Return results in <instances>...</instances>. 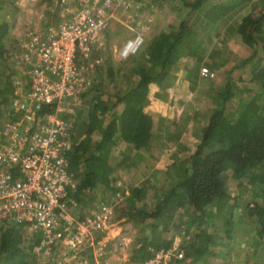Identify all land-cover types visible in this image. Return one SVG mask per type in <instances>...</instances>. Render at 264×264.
I'll return each mask as SVG.
<instances>
[{
	"label": "trees",
	"instance_id": "1",
	"mask_svg": "<svg viewBox=\"0 0 264 264\" xmlns=\"http://www.w3.org/2000/svg\"><path fill=\"white\" fill-rule=\"evenodd\" d=\"M16 1L0 0V120L11 117L13 106L14 73L3 56L11 54L13 41H19L10 38L7 23ZM179 1L181 15L174 14L168 28L145 34L138 50L123 58L116 70L110 63L107 69L100 70L101 63L93 86L82 93L74 112H67L72 120L73 143L66 151L68 170L77 180L69 193L76 208L94 207L104 197L88 205L98 188L111 190L112 194L122 189L115 188L108 168L113 146L144 147L156 160L161 151L154 153L155 142L159 149L166 147L165 133L184 130L194 145L178 144L177 149L186 153L185 165L174 162L155 167L151 173L129 169L130 179L142 181L130 186L124 203L115 208V219L140 215L155 228L144 236L140 254H134L132 260H144L159 248L170 247L174 232L183 225L177 246L183 249V256L171 255L169 264H235V259L228 256V248L236 243L244 264H264V65L255 63L258 51L264 49V10H234L241 0ZM62 4L57 0L51 21ZM206 31L209 34L204 38ZM233 34L240 35L251 52L223 68L219 47L208 48L204 41L217 43ZM202 65L213 75L201 74ZM180 69L188 81V90L195 93L193 99L198 100L200 92L213 93L214 104H196L192 111L183 107L173 117L153 105L154 95L166 98L165 89L176 81V71ZM116 77L123 82L110 87ZM243 80L259 85L244 87L240 84ZM180 102L183 104L185 99ZM192 119L199 120V124L190 125ZM178 137L173 134L172 140L178 141ZM125 158L130 160L131 155ZM229 177L234 186L227 183ZM239 185L244 186L246 197L237 189ZM147 187L155 193L152 206L139 203ZM184 201L189 207L187 219L171 222L165 229L172 235L162 236L159 227L167 224L166 210L175 212ZM85 213L77 214L83 217ZM100 237L101 233L97 238ZM38 239V233L30 231L27 222L0 217L1 264H40L35 249Z\"/></svg>",
	"mask_w": 264,
	"mask_h": 264
},
{
	"label": "built area",
	"instance_id": "2",
	"mask_svg": "<svg viewBox=\"0 0 264 264\" xmlns=\"http://www.w3.org/2000/svg\"><path fill=\"white\" fill-rule=\"evenodd\" d=\"M132 1L61 0L54 24L45 22V13L33 7L19 18L24 29L20 51L12 61L16 70L12 112L0 120V217L27 222L29 230L39 235L35 246L39 257L54 264H70L86 247L97 261L108 254L106 237L95 234L114 228L120 197L107 196L83 217L77 214L80 208L77 213L73 210L76 204L69 191L77 180L68 170L72 120L65 112L95 83L105 56L104 31L117 10L128 9ZM130 17L133 14L127 21ZM140 25L117 50L120 58L143 43L149 25ZM200 73L213 75L205 65ZM177 239L178 234L170 247H161L135 264H169L171 255L182 257Z\"/></svg>",
	"mask_w": 264,
	"mask_h": 264
},
{
	"label": "rangeland",
	"instance_id": "3",
	"mask_svg": "<svg viewBox=\"0 0 264 264\" xmlns=\"http://www.w3.org/2000/svg\"><path fill=\"white\" fill-rule=\"evenodd\" d=\"M180 1L179 0H134L132 1V5L131 7H129L128 9H122L119 8L117 10L116 13V18H113L110 20L109 25L106 27L103 37L106 43V49H105V56H104V61L102 62V64L106 65V64H116L119 65L121 60L123 58H120L118 56V52L117 50L119 49V47L123 44V42L130 36L133 35L134 33V29L137 26H141L140 24L146 22L149 26L146 28L145 34L146 35H150L151 33L159 30V29H163V28H168L167 24L170 23V20L172 19V16H174V14L177 16H180L181 12L179 11V5H180ZM57 6V0H17L16 1V5L11 9V14H13V16L8 20L7 19V23L9 25L8 29H9V36L14 37V40L16 38H20V33L23 31V26L22 23H20L19 18L21 15H29V7H33V9L35 8V10H37V12H44L46 17H45V22H50L53 12L55 10ZM63 7V5H62ZM131 14H133V17H130L131 21H127L128 16H130ZM175 18V17H173ZM6 19V18H5ZM56 18H54L51 23H55ZM207 34H209V31H206L205 33H203V37L207 38ZM13 39H11L13 41ZM14 42V43H13ZM13 48H12V53L9 55L7 54V56L9 58L14 57V54H17L18 51V47H19V43L20 41H13ZM204 44L206 46H216L217 43L213 42L212 40L208 41V39H205ZM141 46V45H140ZM223 47V46H222ZM226 47V46H225ZM222 49V48H220ZM205 50H208L207 48ZM222 51V50H221ZM193 54H197L196 50L192 51ZM223 53V51H222ZM223 55V54H222ZM203 57V56H202ZM228 63V62H227ZM103 65V67H104ZM123 70H127L126 68H123ZM181 69L177 72V79L176 81L168 88V99H162L159 100V98H155V103L153 104L154 106H156L157 108H159L158 110H160V112L162 114L165 115H169V116H177L179 115V113L181 112V110L183 109V107H186L189 111H192V109L195 107V105L200 104L201 106L207 105V104H214V97H213V93L210 94H206L205 92H200L198 93L200 98L197 99H193V94H195L192 91H189L187 88V84L188 81L186 78H184V76L181 73ZM123 81H121V79L119 78H113L109 85L110 87L112 86H116L117 84H121ZM242 86H254V82H250L248 80H243L240 83ZM185 99V102L183 104H181L180 99ZM157 100V102H156ZM101 100H99L98 102H100ZM100 104V103H99ZM102 104V103H101ZM75 110V106H72L68 111L66 110V114L67 112L69 114H71L72 112H74ZM72 116V115H71ZM195 123L199 124V120L197 119H192L190 121V125H195ZM164 129V128H163ZM173 134H178V138L179 140L176 141L172 140L173 138ZM166 139V147H162V148H158L159 147V143L155 142V144L153 145L154 147V153L155 150L156 151H161L159 154V157L156 160H152L151 158H147L145 160V162H140L139 164H137L140 160L141 154L142 152H144L143 147L137 149L136 151L132 152V165L129 166V168L131 169H138V170H145L148 173H151V171L158 166H168L174 162H177L178 165H185V160H184V156H185V151L183 150H178V144L180 142H182L183 144L188 145L191 147H194V145L190 142L191 140V136L184 132V130L178 129L177 132H171V133H165L163 136ZM177 157H174V156ZM117 170V171H116ZM115 173L114 174V180L113 183L115 184V188L119 187L121 190H117V193L119 194L118 197H120L119 199V203L121 202V199L123 198L124 200V191L129 190L130 186H134L135 184L141 182L142 180H139L137 177L134 179H130V171L126 170V164L122 165L119 168H116ZM113 176V175H112ZM131 180V181H130ZM119 181V184L117 183ZM227 183L229 184V186H234V180L232 177H229ZM244 186L239 185L237 187V189H239V192L241 191V193L243 194V196L246 197L247 194H245V192H242ZM97 189V188H96ZM97 196L95 198H92L89 202V206L92 205L93 203L97 202V197L99 196H104L102 199H100V201L98 202H103L105 201L107 198V196L112 197L113 194L111 192V190L106 189L105 191L102 190V188H98L97 189ZM123 194V195H122ZM154 190L150 187H147L145 194L142 196V198L139 200V203L142 202H147L149 203L151 206L154 204ZM121 195V196H120ZM123 203V202H122ZM140 203V204H142ZM97 204V203H96ZM94 204V205H96ZM82 207V206H81ZM89 208V207H88ZM74 211L78 210L76 207L73 209ZM183 205L182 207H179V210H177V219H187V215L186 212L183 210ZM73 211V212H74ZM89 209L84 210V212H88ZM188 212V211H187ZM13 219H15L14 217H12ZM168 220H170V217L168 216L167 218ZM16 220V219H15ZM167 221V220H166ZM170 222V221H169ZM179 222V221H178ZM171 223V222H170ZM183 225L178 226V228L176 229V231L174 232L175 235L178 234L179 235V239H177V241L179 242V240H181V234L183 231L182 227ZM101 233V232H99ZM98 232L96 233V235L99 234ZM172 231H166V233H164L165 236H168V238L172 235ZM118 245L117 243H111L108 246L109 251H111L113 248H117ZM238 244L236 243V245L229 247L228 248V256L231 259H235V264H237V259L239 258V263L240 264H244L243 258H242V253H240V251L238 250ZM111 248V250H110ZM131 245L127 248V252L131 251ZM121 249V247H120ZM118 249V250H120ZM118 252V251H116ZM114 253V251L110 252ZM86 257H85V256ZM89 255V256H88ZM239 256V257H238ZM109 255H107L105 258H99L98 261L94 258L93 255H91V249L90 247H86L83 250H81L78 255H76L74 257V260H76V262L70 261V264H103L102 260H106L108 259ZM41 258L39 257V261L40 264H54L51 261H45V260H40ZM72 260V259H71ZM74 262V263H73ZM111 263V261H109ZM110 263H106V264H110ZM1 264V262H0Z\"/></svg>",
	"mask_w": 264,
	"mask_h": 264
},
{
	"label": "crops",
	"instance_id": "4",
	"mask_svg": "<svg viewBox=\"0 0 264 264\" xmlns=\"http://www.w3.org/2000/svg\"><path fill=\"white\" fill-rule=\"evenodd\" d=\"M218 1H222V0H218ZM234 10H237L239 12H241L243 10H245V11L246 10H250V11H252L254 13H259L261 10H264V0H241L240 5H238ZM59 14H60V11H58L57 15H55L56 19L59 17ZM215 47H219V52L220 53L223 51V55H221L219 57V61H223V65H221V66H223V68H227V67L232 66L236 61H240L241 58L249 55V53L251 52L250 46L248 44H246L242 40L240 35H238V34H233V35L227 36V38L223 39L222 41H218L217 45ZM220 48H222V49H220ZM18 51H20V47H18ZM227 52L230 53V54H227ZM258 53H259L258 56L255 57L256 58L255 59V63H256V65L257 64L264 65V49L263 50H259ZM213 56L214 55H211V57H213ZM213 58H215V57H213ZM216 58H218V57H216ZM3 59H4V61H9L8 62L9 63V68L12 70L11 72L14 73V75H15L16 74V70L14 69L13 63H12L13 57L9 58L7 56V54H5L3 56ZM103 65L104 64H102V68H100V70L107 69V65L108 64L104 65V67H103ZM112 67H113L114 70H116L117 65L116 64H112ZM178 71L179 70H177L176 73ZM177 75H179V74H177ZM258 85L259 84L255 81L254 82V86H258ZM169 87H167L165 89V91L167 93H168V88ZM152 89H157V87L153 86ZM161 91H163V90H161ZM165 96H166V98H162L160 96L154 95V97L155 98H159V100H162V99L167 100L169 95L166 94ZM156 102H157V100H156ZM153 103H155V99H154ZM83 137L89 138V136H83ZM137 149H139V148L132 147V148L129 149V147H127V144L115 145V146H113L110 149L108 168H109V170H111V174L110 173L109 174H110V176L113 175L112 176L113 179H114L115 176L112 173H115L116 168H119L122 165L126 164V170L129 171V169H130L129 166L132 165L131 162L133 161L132 160L133 159L132 158V152L136 151ZM143 149H144V147H143ZM126 155H131V159L127 160L125 158ZM150 157L151 156H149L148 151H146L144 149V152H142L140 160H139V162L137 164H139L140 162H142V163L145 162V160L147 158H150ZM142 158H143V160H142ZM138 179L140 180V178H138ZM128 192H129V190L124 191V196L127 195ZM92 196L96 197L97 195L93 194ZM95 197H93V198H95ZM122 202L124 203L123 198L121 199L120 204H123ZM140 203H142V202H140ZM142 204L145 205V204H147V202H144ZM182 205H183V210L185 212H187L188 208H189L188 204L184 201ZM182 205L180 207H182ZM77 208H80L78 210L79 213L84 212V210H86V209H91L90 207L87 208L85 206H82V207L78 206ZM183 210H182V212H183ZM186 215H187V213H186ZM164 216H165V221L167 220L166 221L167 224H164V225L159 227V228H161V230L160 229L159 230L161 231L162 236L167 231L165 229V227L168 226L170 224V222H173V221L176 220L177 212L176 211L173 212V210L170 208V209L166 210V213H165ZM168 216L170 217V220L167 219ZM154 230H155V228L153 227V225L149 226L145 219H143V218L141 219L140 218V215L132 216V217H129V216L128 217L127 216L126 217H120L119 219H116V225L114 226L113 229H111L109 232L101 231V236L104 235L106 237V239H107V241H106V248L107 249H108V246L111 243L115 242L118 245V247L115 248V249L113 248L111 250V248H110V250L112 252L114 251V253H111V255H110L111 251L108 250L109 257H108L107 261L106 260H102V263L106 264L107 262L110 263L109 261H111L110 264H135V262L141 261L142 259L132 260L131 257L134 254H136V253L140 254L141 244L144 242L143 240H145L144 236L147 235V234L152 233ZM121 235H124L125 239H122ZM176 242L178 243L177 240H176ZM130 245L132 247L131 251L127 252V248ZM120 247H121V249H120ZM118 249H120V250H118ZM116 251H118V252H116ZM74 262H76V260H74Z\"/></svg>",
	"mask_w": 264,
	"mask_h": 264
},
{
	"label": "clouds",
	"instance_id": "5",
	"mask_svg": "<svg viewBox=\"0 0 264 264\" xmlns=\"http://www.w3.org/2000/svg\"><path fill=\"white\" fill-rule=\"evenodd\" d=\"M114 219H115V218H114ZM100 232H101V231H100ZM96 233H97V232H96ZM95 235H96V234H95ZM96 236L98 237V235H96ZM101 237H102V236H101ZM101 237H100V238H101ZM90 249H91V248H90ZM91 255H93V254H92V251H91ZM107 255H108V254H107ZM93 256H94V255H93ZM150 257H151V256H150ZM148 258H149V257H148ZM146 259H147V258H146ZM135 263H136V262H135Z\"/></svg>",
	"mask_w": 264,
	"mask_h": 264
}]
</instances>
